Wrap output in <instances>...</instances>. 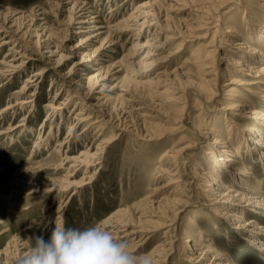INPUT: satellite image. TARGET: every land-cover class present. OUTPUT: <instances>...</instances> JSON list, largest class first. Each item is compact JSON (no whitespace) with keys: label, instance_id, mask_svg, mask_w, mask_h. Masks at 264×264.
<instances>
[{"label":"bare ground","instance_id":"obj_1","mask_svg":"<svg viewBox=\"0 0 264 264\" xmlns=\"http://www.w3.org/2000/svg\"><path fill=\"white\" fill-rule=\"evenodd\" d=\"M96 1L95 7L86 1L67 0L71 5L61 26L37 31L39 54L27 52L24 44L13 39L15 30L8 21L0 23V54L4 43H12L0 59V89L10 87L16 77L25 74L21 86L0 109V126L10 112L17 113L30 104L35 108L36 93L46 74L51 69L60 72L73 61L62 76L61 87L56 80L51 83L49 89L58 91L48 96L49 110L40 122L39 139L31 154L42 153L53 142V156L58 161L49 159L51 163L41 161L31 169L14 171L13 185L28 195L68 194L71 201V191L76 193L92 181L86 180L94 168L104 165V148L120 137L133 133L147 141L173 138L171 148L158 151L161 163L145 187L144 197L116 208L98 225L137 255L151 254L154 264H238L229 259L225 249L214 248L223 239L218 222L207 227L217 233L216 240L205 238L204 228L198 233L197 223L217 214L232 222L245 240L260 244L264 252V242H260L264 236V195L259 190L264 174L254 171L255 163L264 166V0H131L133 9L120 19V5L130 0L111 5L106 16L98 8L104 0ZM234 6L241 12L224 17V10ZM76 37L78 41L70 47L62 42ZM172 43L173 48L169 47ZM123 47L128 50L115 59L118 48ZM188 47H192L189 56L182 60ZM37 59L44 63L36 65L43 66L29 70V63ZM122 70L139 78V83L149 84L155 101L149 102L144 94H131L127 110L113 104L112 93ZM183 92L189 98L194 95L192 101L181 103ZM173 103L180 108L176 117L160 110V106ZM212 104L216 113L209 110ZM192 107L193 118L189 113ZM60 118L66 123L73 118L63 139L59 138L61 123L55 132ZM28 120V115L20 121L9 119L0 129V139L27 128ZM107 125L119 132L105 137ZM186 125L193 131L177 136ZM94 126L99 130L92 136ZM133 139L129 145L138 146ZM42 140L44 147L39 148ZM76 140H82V149L73 146ZM257 148L262 150L260 162L254 154ZM46 164L61 175H44ZM182 166L190 179L189 192L184 189L187 182ZM258 177L263 181L252 185ZM203 210V214L190 217ZM249 214L254 217L245 220ZM187 219L189 226L182 231ZM62 221L59 204L37 224L51 227ZM158 236L160 241L153 245Z\"/></svg>","mask_w":264,"mask_h":264},{"label":"rangeland","instance_id":"obj_2","mask_svg":"<svg viewBox=\"0 0 264 264\" xmlns=\"http://www.w3.org/2000/svg\"><path fill=\"white\" fill-rule=\"evenodd\" d=\"M81 1H86L89 6L95 5L96 7L97 5L96 0ZM66 2L67 0H0V23L8 21L7 23L11 24L15 30V36L13 39L16 38L21 42L20 44H24V49H28L27 52L39 54L40 46L37 40L39 38L37 31L44 27H51L52 29H55L61 26L60 22L66 19V16L69 13V6L71 5ZM123 2L124 0H113L109 3L108 0H104L103 5L97 7L100 8V14L102 16H106L111 5L116 4L115 6H117ZM128 2L123 3L126 5H120V11L118 10L117 19L122 18V15L130 13L131 9H133L135 4L131 0ZM240 12V9L234 6L233 8L231 7L225 9L223 14L224 17H228L231 15L235 16ZM261 12L263 11L260 10L259 13ZM78 39L79 37H76L62 42L65 46L70 47L76 43ZM175 44H177V42ZM175 44L172 43L169 47L173 48ZM10 45H12V43H4L2 45L3 48L1 49L3 50V53L1 52L0 59H2L4 52ZM191 48L192 47H188L187 50L183 51L182 60L188 58ZM127 50L128 47L118 48V53L114 55V58H120ZM39 56L40 55L37 57L39 58ZM229 56L230 54H227V57ZM37 60L36 62L29 63V70H34L43 66H37L36 64L44 63L40 59ZM72 64L73 61L72 63L69 62L66 64L60 72H58L57 69H51V71L46 74L43 79L42 86L38 87L36 93L37 105L35 108L32 104H30L25 109L17 111V113L12 111L5 118L6 121L1 123L0 129H3L7 126L9 119L11 120L15 118L17 121H20V119L26 115L29 117V126L27 128H19L15 132L8 135L5 134V136L0 139V264H14L15 257L22 251L30 248L34 243L35 238L42 237L46 241L51 238L52 232L56 228V223H54L51 227H41V225H38L37 223L48 218L50 214L59 206V204H61L62 208L63 224L66 227L84 230L88 227L98 225L103 219L112 214L114 210H117L120 207L130 206L135 201L144 197L145 187L150 183L153 173L157 170V167L161 163V159L158 157V151H165L173 146L171 145L173 144V138L164 137L155 141H147L144 138H136L133 133H128L124 137L119 136L120 138L116 143L112 144L110 147L107 146L104 148V165H100L98 166L99 168L96 167V169L94 168V174H91L92 177L86 180L88 182L92 179V181L88 182L87 185L80 187L76 193L73 190L71 191L74 196L71 201L68 194L58 197H54L51 194H42L43 196L38 194L28 195L18 187H15L11 181L15 178V172L19 171L20 168L25 167L31 169L32 167H35L36 163L38 164V162L41 161L50 163L51 160L52 162L58 161L57 158L53 156V142L50 145H46L42 153H39L38 151V153H34V156L31 154H33L32 150L39 139L38 136L41 131L39 128L41 125L40 122L49 110V107L46 105L48 96L50 94L54 95L58 91L56 90L57 88L52 91L49 89L51 87V83L53 80L58 81V88H60L63 83L62 76ZM122 71L118 73L121 82L119 81L120 79L117 81L118 84L112 93L114 96L113 104L115 103L120 110H127V106L130 103V101H127L128 95L131 94L139 96L144 94L145 96L143 95L142 97H145V99L149 102L155 101L156 98L150 92L151 86L149 84L144 85V83H139L136 81L139 80V78L135 79L130 73H127L125 70ZM24 78L25 74L22 75V77L18 76V78L16 77L14 79V83L10 87L5 86V88L2 87L0 89V109L7 103V99L12 94V91L21 86ZM126 90H128V94H126ZM182 91L184 90L182 89ZM181 98L180 102L185 104L189 100L192 101L194 95H191L189 98V96L183 92V96ZM74 105L75 103L72 104L71 108ZM214 108L215 104H212L209 110L212 111V113H216V109ZM160 110H164L170 117H176L180 112L178 103H173L169 105V107L160 106ZM69 113V111H66V115H69ZM189 113L191 118H193L195 115V109L192 107ZM71 119L72 120H68L67 123L64 121L63 123L62 118L58 120L55 131L56 133L58 132L57 129L59 127V123L62 124L61 130L59 131V138L63 139V137H65L68 127L73 122V118ZM154 121L166 124L165 121L160 122V119H155ZM190 121L193 125L194 122L192 119H190ZM104 124L106 123L104 122ZM49 127L50 126L46 129H49ZM107 128L108 129L104 131L105 137L106 135H115L114 133L116 128H110L108 125ZM97 130H99V127L97 128L94 126L90 131V135L95 136L96 133H98ZM192 131L193 128H189L188 125H186L181 134H178L177 136H186ZM117 132L119 131L116 130V133ZM133 138H135V142H137L138 146L129 145L128 142L134 140ZM73 146H75L77 150L82 149V140L74 141ZM41 147H44L43 140L39 148ZM261 151V148H257L254 151L255 157L259 162L260 159H262ZM154 155L155 158L153 159ZM49 159L51 160L49 161ZM203 165L204 167L207 166L204 163ZM46 166L48 170H45L44 175L51 177H59L61 175L60 172L50 169V164H46ZM254 171H257L261 176L264 174V166L260 167V163H255ZM183 176L187 182V185H184V189L186 192H189L191 190V185H189V176L185 174V172L183 173ZM258 178L259 180H254L252 185H256L258 182L263 181L261 180V177ZM230 180H233V178L231 177ZM261 186L262 187H260L259 190L262 195H264V183H262ZM203 212L205 211H198L195 214L192 213L190 214V217L195 218V216L201 215ZM251 217H254V214H249L244 217V219L248 220ZM255 217L257 218V216ZM208 218L209 219L205 222L200 221L197 223V225H200L198 233L202 230V228H204L205 238L211 237L216 240L218 237L216 236L217 233H211L210 231L212 229L208 228H210L209 226L213 225L215 222H218V224L222 227L223 233L221 236L223 239L218 243H215V249L222 247V249H225L228 254L229 259L237 262L238 264H264V252L258 247L260 244L255 245L252 242L245 240L240 233H237L233 229L232 222H229L227 219L222 218L217 214ZM187 226H189V219L185 221L182 231H184ZM162 235L163 233L161 236ZM161 236H158L155 239L153 245L160 241ZM260 242H264V236L263 241ZM204 243L207 244V242ZM173 259L174 261L178 260V258L175 257Z\"/></svg>","mask_w":264,"mask_h":264},{"label":"clouds","instance_id":"obj_3","mask_svg":"<svg viewBox=\"0 0 264 264\" xmlns=\"http://www.w3.org/2000/svg\"><path fill=\"white\" fill-rule=\"evenodd\" d=\"M14 264H154L151 254L137 255L106 228L84 230L56 222L49 240L37 237L15 257Z\"/></svg>","mask_w":264,"mask_h":264}]
</instances>
